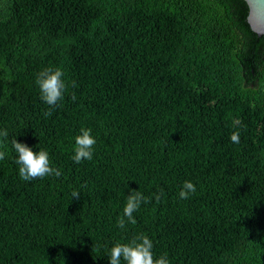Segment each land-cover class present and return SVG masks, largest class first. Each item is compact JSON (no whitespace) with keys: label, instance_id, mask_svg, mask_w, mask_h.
I'll list each match as a JSON object with an SVG mask.
<instances>
[{"label":"trees","instance_id":"1","mask_svg":"<svg viewBox=\"0 0 264 264\" xmlns=\"http://www.w3.org/2000/svg\"><path fill=\"white\" fill-rule=\"evenodd\" d=\"M249 15L246 0H0V264H109L140 233L169 264H264V35ZM45 68L64 73L55 108ZM81 128L97 143L76 164ZM14 138L62 176L21 180ZM185 181L197 191L180 199ZM131 190L150 202L120 229Z\"/></svg>","mask_w":264,"mask_h":264},{"label":"clouds","instance_id":"2","mask_svg":"<svg viewBox=\"0 0 264 264\" xmlns=\"http://www.w3.org/2000/svg\"><path fill=\"white\" fill-rule=\"evenodd\" d=\"M64 73L60 68H45L36 74L35 83L40 92V99L50 106L55 108L64 98L66 84L62 79ZM52 113L46 111L44 115L50 116ZM8 138V131L0 129V144ZM74 155L71 157L76 164L82 161H91L94 155V146L97 141L92 135L91 129L81 128L80 134L75 138ZM231 140L234 143H239V132H234L231 135ZM12 148L17 154L15 164L18 166L19 178L23 181H33L43 179L45 177L62 176V172L57 167H52L49 159V153L40 149L34 152L32 148L24 143L17 142L14 138L11 140ZM6 152L0 150V161L4 160ZM196 186L191 181H185L178 193L180 199H189L191 195L196 193ZM80 191L73 190L71 193L72 199H80ZM163 192L155 195V199L159 202ZM150 201L140 191L131 190V194L127 196L126 203L123 209V217L118 219L117 227L125 229L126 224L137 223L134 213L137 212L142 203ZM109 264H169L167 254L155 257L153 253L152 240L143 233L137 234L128 243H115L108 250Z\"/></svg>","mask_w":264,"mask_h":264},{"label":"water","instance_id":"3","mask_svg":"<svg viewBox=\"0 0 264 264\" xmlns=\"http://www.w3.org/2000/svg\"><path fill=\"white\" fill-rule=\"evenodd\" d=\"M250 6L249 23L256 33L264 35V0H246Z\"/></svg>","mask_w":264,"mask_h":264}]
</instances>
